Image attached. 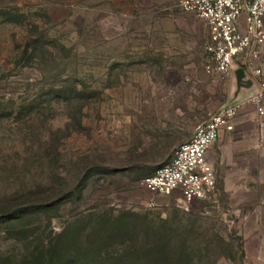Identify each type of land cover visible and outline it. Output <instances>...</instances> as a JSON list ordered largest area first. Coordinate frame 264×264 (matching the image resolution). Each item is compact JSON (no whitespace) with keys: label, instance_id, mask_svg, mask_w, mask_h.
<instances>
[{"label":"rangeland","instance_id":"374dc122","mask_svg":"<svg viewBox=\"0 0 264 264\" xmlns=\"http://www.w3.org/2000/svg\"><path fill=\"white\" fill-rule=\"evenodd\" d=\"M180 1L0 0V264H264L237 133L209 198L141 184L234 88Z\"/></svg>","mask_w":264,"mask_h":264},{"label":"built area","instance_id":"2783aa9c","mask_svg":"<svg viewBox=\"0 0 264 264\" xmlns=\"http://www.w3.org/2000/svg\"><path fill=\"white\" fill-rule=\"evenodd\" d=\"M180 7L206 27L207 72H220L230 79L235 62L256 85L199 122L191 136L175 148L170 160L141 180L142 186L152 192L166 196L178 193L179 201L188 205L214 192L217 174L209 148L221 131L233 129L240 108L251 104L259 115L264 114V0H181Z\"/></svg>","mask_w":264,"mask_h":264},{"label":"crops","instance_id":"0c3cea01","mask_svg":"<svg viewBox=\"0 0 264 264\" xmlns=\"http://www.w3.org/2000/svg\"><path fill=\"white\" fill-rule=\"evenodd\" d=\"M231 132L238 134L237 145L238 148L241 149L238 155H240L242 161H246L247 155H249V153L247 154L246 152L247 148L250 149L253 147L252 152L254 159L257 160V158H259L261 162H264V114L259 115L253 105L244 104L233 121V129L230 132L221 131L219 138ZM217 151L219 153L223 152L224 144H219ZM209 158L215 167L214 161L211 159L212 157H210V155ZM261 168L264 169V164H262ZM261 176L264 177V171H262Z\"/></svg>","mask_w":264,"mask_h":264},{"label":"water","instance_id":"95a60500","mask_svg":"<svg viewBox=\"0 0 264 264\" xmlns=\"http://www.w3.org/2000/svg\"><path fill=\"white\" fill-rule=\"evenodd\" d=\"M229 80L234 88L231 97L221 108L240 99L246 92L256 87L255 83L245 74L243 68L235 62L232 64V73Z\"/></svg>","mask_w":264,"mask_h":264}]
</instances>
